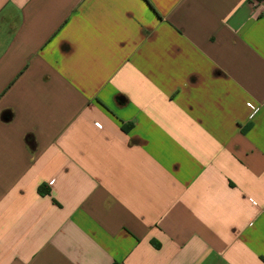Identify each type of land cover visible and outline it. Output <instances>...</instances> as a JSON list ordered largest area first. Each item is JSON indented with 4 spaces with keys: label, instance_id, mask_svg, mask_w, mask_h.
<instances>
[{
    "label": "crops",
    "instance_id": "obj_1",
    "mask_svg": "<svg viewBox=\"0 0 264 264\" xmlns=\"http://www.w3.org/2000/svg\"><path fill=\"white\" fill-rule=\"evenodd\" d=\"M254 1L0 0V264H264Z\"/></svg>",
    "mask_w": 264,
    "mask_h": 264
},
{
    "label": "built area",
    "instance_id": "obj_2",
    "mask_svg": "<svg viewBox=\"0 0 264 264\" xmlns=\"http://www.w3.org/2000/svg\"><path fill=\"white\" fill-rule=\"evenodd\" d=\"M253 5H254V8H255L256 11L257 10H261L262 8H264V0H260V1L255 0L253 2Z\"/></svg>",
    "mask_w": 264,
    "mask_h": 264
}]
</instances>
